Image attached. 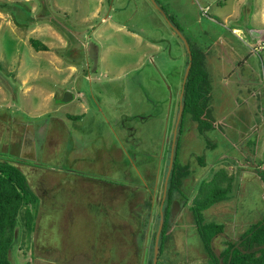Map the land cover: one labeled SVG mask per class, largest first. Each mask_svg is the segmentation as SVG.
Here are the masks:
<instances>
[{"label": "rangeland", "instance_id": "374dc122", "mask_svg": "<svg viewBox=\"0 0 264 264\" xmlns=\"http://www.w3.org/2000/svg\"><path fill=\"white\" fill-rule=\"evenodd\" d=\"M262 9L264 0H0V161L43 186L34 231L18 217L12 264H149L186 69L172 26L205 53L222 131L205 134L210 149L184 120L189 201L175 198L156 264H209L189 205L219 170L234 181L228 198L203 212L226 229L214 252L264 216Z\"/></svg>", "mask_w": 264, "mask_h": 264}, {"label": "trees", "instance_id": "16d2710c", "mask_svg": "<svg viewBox=\"0 0 264 264\" xmlns=\"http://www.w3.org/2000/svg\"><path fill=\"white\" fill-rule=\"evenodd\" d=\"M168 19L170 20V18ZM176 28L178 29L177 26ZM30 44L35 50H48L47 46L38 40L30 39ZM189 46L192 57L191 67L184 85L182 99L178 102L179 105L181 104L182 112L173 148V163L168 176L162 206L163 189L160 202L158 203V222L152 238L153 247L149 264L153 262L154 240L160 224V211L162 213V226L158 241V260L163 254L165 242L168 239L172 206L175 198L177 196L183 198L186 205L189 201L188 195L183 189V180L190 173L189 166L182 163L179 158L180 136L184 120L188 117L196 124L198 135L205 140L210 149H213L215 144L211 143L205 137V134L212 130L222 131V126L212 116L209 105L211 100V83L205 67V53L196 46L190 44ZM187 63L188 55L185 66H187ZM256 143V141L249 142V145L251 144L252 146L251 152L253 155L257 146ZM171 145L172 137L169 152ZM198 161L202 166L203 156H199ZM262 164L260 162L259 165ZM259 176L264 182V170L259 172ZM232 183L233 176L228 175L224 170H219L210 181L200 183L198 193L191 200L189 211L195 231L202 243L203 252L208 258L209 264H264V216L258 222L251 224L236 240H226L224 243L225 247L218 254L213 250L212 240L224 232V224L206 221L203 212L213 204L228 198V193L232 189ZM38 206L39 198L29 186L26 175L14 162L9 160L0 161V264H12L11 248L15 240L18 217L20 218L24 232L29 235L34 231Z\"/></svg>", "mask_w": 264, "mask_h": 264}, {"label": "water", "instance_id": "95a60500", "mask_svg": "<svg viewBox=\"0 0 264 264\" xmlns=\"http://www.w3.org/2000/svg\"><path fill=\"white\" fill-rule=\"evenodd\" d=\"M172 28L174 29L175 33L183 41L185 49H186V52H187V55H188V63H187V66H186V69H185V72H184V75H183V78H182V84H181V90H180V101H181L182 95H183V90H184V85H185V82H186V78H187V75H188L190 67H191V58L192 57H191L190 46L187 43V41L185 40V38L181 35L180 31L177 28H175L173 26H172ZM181 112H182V108H181V104H180L179 105L178 116H177V121H176V125H175V128H174L173 136H172V145H171V149H170L169 163H168V168H167V175H166V179L164 181V186H163V196H162V200H161V206H162V203H163L164 198H165L167 180H168V176L170 174V170H171L172 163H173V155H174V149L173 148H174V143H175L177 126L179 124L180 117H181ZM161 206H160V209H161ZM161 226H162V213L160 211V224H159V227H158V230H157V233H156V237H155V240H154V253H153V262H152V264L156 263V255L158 253V241H159V235H160Z\"/></svg>", "mask_w": 264, "mask_h": 264}, {"label": "crops", "instance_id": "0c3cea01", "mask_svg": "<svg viewBox=\"0 0 264 264\" xmlns=\"http://www.w3.org/2000/svg\"><path fill=\"white\" fill-rule=\"evenodd\" d=\"M261 15H262V22L264 23V9H262L261 10ZM70 98H71V100H70ZM65 99H69L70 101H72V99H73V97L71 96V94H69L68 96H66L65 97ZM263 165V164H262ZM262 165H259L258 166V168H259V170L257 171L258 172V175H259V172L261 171V170H264V166H263V168L261 167ZM18 167V166H17ZM261 167V168H260ZM30 169V168H29ZM21 170V169H20ZM23 173H25L26 174V177H27V180H28V184H29V186L31 187V189H32V191L38 196V198H39V202L41 201V199H42V195H40L39 193H37L38 192V189H40V188H42L43 186L41 185V178L42 177H40L39 179H38V181L36 182V185L35 186H33L32 184H31V182L29 181V178L31 177V173L30 172H32V171H30V170H26L25 169V171H23V170H21ZM260 177V176H259ZM234 181V180H233ZM261 181V180H260ZM263 185H264V183H263ZM34 188H36L37 189V191H35V189ZM232 188H233V183H232ZM231 191H232V189H231ZM41 198V199H40ZM42 212H44V210H43V208H42V202H41V204L39 203V206H38V210H37V219L39 220V222H40V220H42L41 219V213ZM263 217V216H262ZM262 217L259 219V220H261L262 219ZM72 220H74V218L72 219ZM88 220H91L92 221V226H93V228H96V229H98V225H99V223H98V220L95 218V217H93V219H88ZM101 220V219H100ZM258 220V221H259ZM258 221H256V222H258ZM255 222V223H256ZM98 224V225H97ZM253 224V223H252ZM251 225V224H250ZM249 225V226H250ZM248 226V227H249ZM224 230H226L225 229V226H224ZM35 236L34 237H36V234H37V232H36V230H35ZM222 235V234H221ZM224 236H226L225 234H224ZM227 240H229V239H227ZM226 241V240H225ZM34 242V241H33ZM225 243V242H224ZM225 245V244H224ZM225 247V246H224ZM46 249H48V250H50L51 248H50V246H48ZM223 250V249H222ZM221 251V250H220ZM30 262L31 263H33V264H51V262H48V261H45V260H43V257H38V259H35L34 261L33 260H30V259H28L27 260V263H29L30 264ZM68 262V264H82V263H85V264H91L92 263V261H88V260H81V261H67ZM98 262V261H97ZM106 263V262H105Z\"/></svg>", "mask_w": 264, "mask_h": 264}]
</instances>
